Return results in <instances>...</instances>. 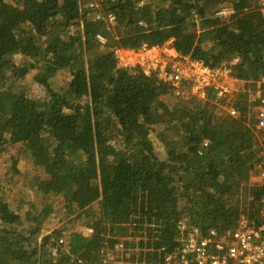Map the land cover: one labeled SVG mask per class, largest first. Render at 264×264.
<instances>
[{"label": "trees", "instance_id": "obj_1", "mask_svg": "<svg viewBox=\"0 0 264 264\" xmlns=\"http://www.w3.org/2000/svg\"><path fill=\"white\" fill-rule=\"evenodd\" d=\"M224 6L232 12L219 14ZM166 42L213 67L239 58L231 76L240 92L184 97L156 75L117 65L116 48ZM33 70L40 97L21 83ZM262 77L258 0H0V157L11 146L26 153L42 198L22 215L0 177V264H102L118 244L125 259L153 264L194 229L263 223L264 177L250 185L264 173L250 101ZM55 200L93 232L54 228L39 240ZM23 216L29 228H13Z\"/></svg>", "mask_w": 264, "mask_h": 264}, {"label": "built area", "instance_id": "obj_2", "mask_svg": "<svg viewBox=\"0 0 264 264\" xmlns=\"http://www.w3.org/2000/svg\"><path fill=\"white\" fill-rule=\"evenodd\" d=\"M258 2L264 15V0ZM91 7L93 11H97V17L101 18V4L97 1L92 2ZM231 12L230 7L224 6L218 13L227 15ZM108 17L111 21L114 20L113 14L110 13ZM98 36L105 41L103 36ZM115 56L118 67L130 71L138 70L149 76L156 75L172 84L176 88L174 89L176 95L184 97L197 95L206 98L207 91L212 89L217 99H227L230 96L234 97L241 90L235 89L234 83L242 81L231 76V65L237 63L239 58L213 67L177 52L171 42L143 44L138 48L120 47L115 49ZM250 101H253L252 111L255 120L253 127L264 136V77L254 86L252 94L250 93ZM227 110L231 115L238 113L232 106ZM181 230L183 233L184 226ZM92 232L91 227L85 228L86 235ZM124 250L123 244H118L115 250H110L104 255L102 264H134L121 256L119 252ZM72 264L88 263L86 260L78 259ZM153 264H264V222L258 224L243 217L231 230L211 229L208 233L202 234L194 229L182 239L180 249L168 253L163 262Z\"/></svg>", "mask_w": 264, "mask_h": 264}, {"label": "rangeland", "instance_id": "obj_3", "mask_svg": "<svg viewBox=\"0 0 264 264\" xmlns=\"http://www.w3.org/2000/svg\"><path fill=\"white\" fill-rule=\"evenodd\" d=\"M18 58H20L18 59L19 61L22 60V57ZM36 72V70L31 71L21 83L24 84L26 88L29 89V91H31L32 96L40 97L42 95H45V89L34 79V74ZM62 78L63 76H60L58 80L56 79V84H60ZM250 87V90L253 91L254 86ZM234 88L241 89L242 82H235ZM170 96L171 94L168 97H165L164 100L166 102H171L173 99ZM232 98L233 96H230L227 98V100H230ZM152 139L154 141L157 153L163 156V149L160 142L158 141L156 136H154ZM30 170H33L32 161L30 160V158H28L26 153H18V148H14L11 146L3 153V156L0 157V177L6 176L8 179H10V183H8L12 186H9L10 190L8 194V202L15 210L19 209L22 215L24 214L25 210H27L31 206L32 203L38 205L39 207H42V198L34 190V187L32 185V174L29 173ZM263 177L264 174H257L256 172H254L250 181L251 187L259 184ZM54 205L56 206L55 211L49 218V220L45 223L44 228L38 237L39 240H41L44 234L49 233L54 228H63L67 233L71 229L82 230L83 233L85 232V228H82V225H80L82 224V220L73 219L75 215L68 216L60 200H55ZM93 208L99 211V208H101V204L96 203L93 205ZM22 221V225L14 224L13 228L27 230L29 228V223L24 218V216L22 218ZM131 262L134 264H142V262L139 260H131Z\"/></svg>", "mask_w": 264, "mask_h": 264}]
</instances>
